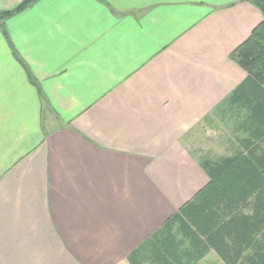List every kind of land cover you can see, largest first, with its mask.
Returning <instances> with one entry per match:
<instances>
[{
  "label": "crops",
  "instance_id": "obj_1",
  "mask_svg": "<svg viewBox=\"0 0 264 264\" xmlns=\"http://www.w3.org/2000/svg\"><path fill=\"white\" fill-rule=\"evenodd\" d=\"M261 20L247 0H33L0 21V264H132L208 183L196 128L233 140L229 55Z\"/></svg>",
  "mask_w": 264,
  "mask_h": 264
},
{
  "label": "trees",
  "instance_id": "obj_2",
  "mask_svg": "<svg viewBox=\"0 0 264 264\" xmlns=\"http://www.w3.org/2000/svg\"><path fill=\"white\" fill-rule=\"evenodd\" d=\"M32 1L24 0L11 10L1 11L0 21ZM247 1L261 11L262 20L229 55L246 77L220 106L228 113L227 119L243 116L241 124L250 134L244 139L246 151L217 162L201 160L208 183L144 240L130 258L132 264H195L210 248L223 264H264L262 235L257 238L264 225V150L259 144L264 141V0ZM242 208L252 213H223ZM223 215L228 220H223ZM247 249L250 255L243 256Z\"/></svg>",
  "mask_w": 264,
  "mask_h": 264
},
{
  "label": "rangeland",
  "instance_id": "obj_3",
  "mask_svg": "<svg viewBox=\"0 0 264 264\" xmlns=\"http://www.w3.org/2000/svg\"><path fill=\"white\" fill-rule=\"evenodd\" d=\"M242 113H244V110H241ZM241 113V114H242ZM234 115V113L232 114ZM228 113L223 112L222 113V119L219 121H222V126L224 125V131L226 132H233V140L226 144L225 138L224 143L218 139V130L215 129V127L218 125V123H215L214 120L208 123H205L204 125H199L194 134L191 135V152L194 154L197 158L201 159L204 162H217L225 157H232L237 155L240 152H245V143L244 139L248 138L250 136L248 130L246 127L241 124L242 117L238 115L237 118L234 119H225L228 118ZM236 117V116H233ZM241 117V119L239 118ZM220 127V126H219ZM199 133V134H196ZM196 138V140H195ZM260 148L264 150V141L260 142ZM243 210H248L242 208L241 210H236L237 213H241ZM174 229L177 230L178 238H181L180 231L178 224H175ZM262 233L257 235V238L260 239V236ZM262 237V236H261ZM262 239V238H261ZM185 247H189V245L186 243ZM205 256L200 259L195 264H221L218 261H215L213 257ZM144 264H149L148 261H145Z\"/></svg>",
  "mask_w": 264,
  "mask_h": 264
}]
</instances>
